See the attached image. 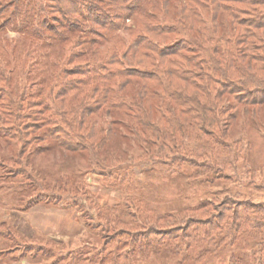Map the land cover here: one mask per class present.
Masks as SVG:
<instances>
[{"label":"trees","instance_id":"obj_1","mask_svg":"<svg viewBox=\"0 0 264 264\" xmlns=\"http://www.w3.org/2000/svg\"><path fill=\"white\" fill-rule=\"evenodd\" d=\"M5 32L58 52L44 56L54 59L45 62L58 69L54 79L41 76L34 59L17 90L12 76L21 65L6 60L12 67L6 68L0 60V138L11 150L9 162L19 164L32 143L50 142L84 157L87 169L106 180L115 175L124 190L136 162H196L220 177L221 158L240 145L231 128L240 121L242 130L264 132V0H0ZM133 146L138 157L130 153ZM18 172L38 187L36 173L20 166ZM128 198L119 216L99 211L96 217L102 233L127 235L131 251L142 256L203 246L200 260L225 239L232 245L264 235V202L201 204L190 210L197 218L175 229L159 223L170 216L153 221L151 210L140 214ZM73 205L79 218L86 215L85 206ZM107 236L103 249L113 239ZM121 254L110 264L133 262L135 254ZM254 264H264L263 251Z\"/></svg>","mask_w":264,"mask_h":264},{"label":"rangeland","instance_id":"obj_2","mask_svg":"<svg viewBox=\"0 0 264 264\" xmlns=\"http://www.w3.org/2000/svg\"><path fill=\"white\" fill-rule=\"evenodd\" d=\"M158 16L163 23H171L168 17ZM127 34L122 31L120 35ZM7 40L11 44L6 46ZM11 45L18 48L9 56ZM43 45L25 41L13 33L0 34L2 64L6 68H12L11 64L7 66L8 62L21 65L12 76L15 90L24 88L27 65L34 59L38 61L36 71L41 76L54 79L57 75L56 67L45 64L53 62L57 49L48 50ZM27 51L34 52L26 56ZM45 53L52 58L44 57ZM201 53L208 55L206 51ZM260 116L264 130V107ZM103 120L101 116L97 118L101 127ZM239 123L230 130V137L239 139V149L234 147L230 156L221 158L224 171L220 177L216 178L207 166L194 165L196 162L167 165L136 162L129 167L134 173L131 186L124 190L113 181L115 175L106 180L100 173L87 169L84 157L67 153L50 142L32 143L24 154H20L19 164L9 162L11 150L0 138V264H110L120 253L121 256L135 254L131 264H230L231 259L236 264H254L257 252H264V235L244 236L232 245L229 239L220 243L223 234L217 235L215 240L219 246H213L200 260L197 259L203 246L189 251L181 248L170 255L149 253L142 256L131 251L127 235L102 233L96 217L99 211L102 216H119L124 198L129 197L130 206L134 205L140 214L145 208L151 210L147 217L153 221L155 216L168 215L170 219L165 218L166 222L159 223H167L176 229L190 218H197L199 212L190 210L201 204L212 202L216 206L227 198L264 202V132L242 130ZM48 145L45 150L44 146ZM37 147L40 148L35 151ZM130 153L134 157L141 154L135 146ZM19 166L37 174L38 187L19 174ZM84 191L89 196L82 194ZM73 203L85 206L84 217L79 218L75 208H70ZM52 204L69 207L63 210ZM121 218L128 219L123 214ZM106 235L113 239L103 249Z\"/></svg>","mask_w":264,"mask_h":264}]
</instances>
